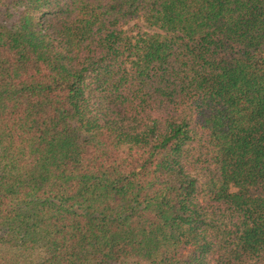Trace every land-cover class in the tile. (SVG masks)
I'll list each match as a JSON object with an SVG mask.
<instances>
[{
  "label": "trees",
  "instance_id": "trees-1",
  "mask_svg": "<svg viewBox=\"0 0 264 264\" xmlns=\"http://www.w3.org/2000/svg\"><path fill=\"white\" fill-rule=\"evenodd\" d=\"M0 264H264V0H0Z\"/></svg>",
  "mask_w": 264,
  "mask_h": 264
},
{
  "label": "rangeland",
  "instance_id": "rangeland-1",
  "mask_svg": "<svg viewBox=\"0 0 264 264\" xmlns=\"http://www.w3.org/2000/svg\"><path fill=\"white\" fill-rule=\"evenodd\" d=\"M46 18H48V17H45V18L43 19V22L45 21ZM139 23H140V22H139ZM130 24H131V23L129 22L128 25H130ZM142 29H143V27H142Z\"/></svg>",
  "mask_w": 264,
  "mask_h": 264
}]
</instances>
